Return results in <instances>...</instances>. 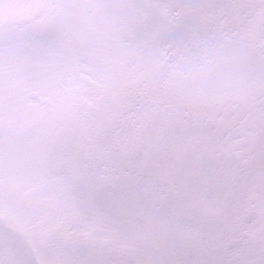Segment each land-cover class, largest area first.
Listing matches in <instances>:
<instances>
[{"label": "snow or ice", "instance_id": "6c2138e0", "mask_svg": "<svg viewBox=\"0 0 264 264\" xmlns=\"http://www.w3.org/2000/svg\"><path fill=\"white\" fill-rule=\"evenodd\" d=\"M0 264H264V0H0Z\"/></svg>", "mask_w": 264, "mask_h": 264}]
</instances>
